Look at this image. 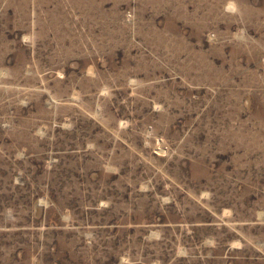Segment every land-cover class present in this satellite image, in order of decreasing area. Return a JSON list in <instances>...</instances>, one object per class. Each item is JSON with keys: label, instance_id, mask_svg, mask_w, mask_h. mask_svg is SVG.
<instances>
[{"label": "rangeland", "instance_id": "obj_1", "mask_svg": "<svg viewBox=\"0 0 264 264\" xmlns=\"http://www.w3.org/2000/svg\"><path fill=\"white\" fill-rule=\"evenodd\" d=\"M0 264H264V0H0Z\"/></svg>", "mask_w": 264, "mask_h": 264}]
</instances>
